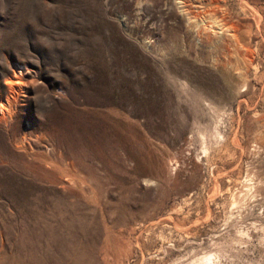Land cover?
<instances>
[{
  "label": "rangeland",
  "instance_id": "1",
  "mask_svg": "<svg viewBox=\"0 0 264 264\" xmlns=\"http://www.w3.org/2000/svg\"><path fill=\"white\" fill-rule=\"evenodd\" d=\"M0 264H264V0H0Z\"/></svg>",
  "mask_w": 264,
  "mask_h": 264
},
{
  "label": "bare ground",
  "instance_id": "2",
  "mask_svg": "<svg viewBox=\"0 0 264 264\" xmlns=\"http://www.w3.org/2000/svg\"><path fill=\"white\" fill-rule=\"evenodd\" d=\"M3 113H4V112H3ZM202 258H203L204 260H207L209 257H208V256H203ZM200 259H201V258H200ZM204 260H203V261H204ZM203 261H202V262H203ZM200 262H201V261H200Z\"/></svg>",
  "mask_w": 264,
  "mask_h": 264
}]
</instances>
